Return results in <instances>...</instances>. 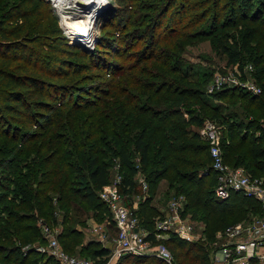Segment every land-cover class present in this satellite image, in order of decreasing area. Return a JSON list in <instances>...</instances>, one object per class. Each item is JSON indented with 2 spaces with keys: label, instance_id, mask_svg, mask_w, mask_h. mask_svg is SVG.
Here are the masks:
<instances>
[{
  "label": "trees",
  "instance_id": "trees-1",
  "mask_svg": "<svg viewBox=\"0 0 264 264\" xmlns=\"http://www.w3.org/2000/svg\"><path fill=\"white\" fill-rule=\"evenodd\" d=\"M177 1L162 0V4L165 5L153 7L155 9L153 14H151L152 4L149 3L146 6L147 13H137L134 22H129L140 26L136 31L133 30V40L137 38L138 42L144 41V48L142 47L134 54L128 53L127 61L129 63H119L118 61L115 63L105 56L101 57L98 49L94 51L80 50L75 44H70L64 38L54 37L57 43L56 49L53 48V50L59 54L77 55V58L88 62L84 68V64L74 62L65 55H59L52 62L47 63L42 60L41 53L36 50V45L39 48L50 47L49 38L51 36L48 34L55 32V25H51V20L48 22V26L45 23L47 16L41 9L44 8L47 15L52 14L51 18L57 21L58 18L49 1L0 0V264H59L54 257L48 256L45 252L33 248L25 252L22 249L26 243L44 242L34 211H37L40 216L45 217L44 219L53 225L62 222L64 229L61 230L58 237L64 248L71 252L72 238L79 234L74 227L68 228L73 211L78 210V206L75 207L71 196L80 194V199L88 205H93L98 196L97 191L108 184L109 164L102 158V150L99 145H93L87 151L81 146L75 145L74 143H77L81 138L78 129H76V133L74 131L73 140H67L68 134L61 138L58 136L45 137L44 134L47 129L55 125L56 116L62 113L61 108L65 105L64 100L68 86L65 81L68 78L69 81L73 80L78 76V72L85 70L106 68L112 71L106 72L113 79L109 81L108 89H104L101 85L97 90L101 95L89 101L90 106L92 105L95 109L92 111L93 116L97 118L90 125L91 129H95L94 136L99 132L96 129L98 122L101 125L104 123L108 125L112 123L113 117H119L116 113L118 110L113 109L114 104L120 106L121 103L125 105L137 100V95H139L137 86H142L143 92L149 94V101L158 102L163 95L176 97L175 102L178 105L166 106L162 109V113H160V109L145 107L143 112L151 113L155 118L157 115L163 114L160 120L164 123L153 125V132L150 134V124L145 122L140 124V130L133 135L134 150L139 155L141 169L145 173L150 188L164 175L172 173L173 178H170V181L177 185L179 192L184 193L186 197L189 196V193L196 194L197 206L209 204L215 214L245 207V205L239 206L241 205L239 203H242L244 199L256 201L261 206L260 202L244 196L240 192L232 191L226 199L217 197L215 193L216 174L214 172H210L209 175L201 173L203 169L209 168L208 165L211 161L209 145L198 131H194L188 126L201 127L204 124V116L188 110V117H185L184 111L181 109V104L187 101V97H200V92L191 89L194 88L193 83L188 81L184 63L177 59L174 52L179 46V39L201 35L200 27L194 29L196 24L208 16L210 19L211 14H213L212 18L215 22L220 19L223 10L220 6L222 0H192V2L191 0H180L178 14L185 15L188 11H194L196 14L200 12L199 15L192 17L186 24H183L184 21L179 25L168 24L165 26L166 31H163V20L168 11L177 4ZM211 1L214 2L212 10L209 8ZM258 3L250 15L248 10L255 5V0H228L223 3V6L241 18L251 21L262 18L261 21L264 24V0H258ZM129 23L128 25H130ZM243 25L244 28H240L237 34L228 35L229 43L221 45L222 51L226 55L227 63L229 65L237 64L242 73L247 62H252L251 64L255 68L256 82L262 91L261 95H251L250 93L249 97L243 96V98L247 103H260L261 106H264V100L261 99L264 96V58L263 54L257 53L253 46L259 35L258 26L250 23ZM191 28L194 31L187 32ZM198 30L200 34L196 32ZM162 42L167 44V47L163 46L162 51L158 52V49L162 48H158ZM133 46L132 44L130 48L133 49ZM259 49H264V46H260ZM150 59L156 60V64L161 65L167 72L164 73L157 69L158 72L154 73L149 67L151 65H142L139 69L140 74L133 75L134 68L145 64ZM71 74L73 76L69 77ZM174 74H179L178 81L170 78ZM155 77H161L160 81H157L158 83L153 81ZM118 78L121 79L118 80ZM240 90L238 87H232L221 94L216 93V96H231L239 94ZM200 100L202 101V98ZM78 104L80 103L74 102L69 115L75 114L83 108ZM201 106L205 114L221 118L223 122L227 123L225 115L220 111V105H209L206 101H202ZM82 122L84 121L82 120ZM228 125L233 133V124L228 123ZM240 126H243V123L239 124L238 128L240 129L237 131L242 130ZM29 128H35V130L31 131ZM255 128L261 133L255 137L251 135L253 139L248 152L250 161L257 165L261 171L264 170V129L262 125H256ZM112 137L116 139L117 133L113 132ZM154 137H157V140L153 148ZM246 139L247 133H244L236 147L244 146ZM232 140H236L234 134ZM68 142L71 143L69 145L71 147L68 146ZM233 149L230 148L228 154L224 153L225 160L230 164H232L230 152ZM73 153L79 154L78 163L75 166V173L79 180L77 179V187L70 190V181L68 175H65L64 169L73 158ZM120 158L125 169L121 187L123 192L131 193L137 186L135 175L139 171V167L132 161L126 148L122 149ZM233 165L239 166L236 162ZM253 174L259 175V172ZM214 182V187L207 188L204 194L203 188L209 183L214 184ZM192 187H195L193 191ZM53 189L56 194L50 195L49 192ZM237 200L241 201L236 202ZM57 208L64 211L63 221L58 222ZM150 209L147 205L145 215H149ZM189 210L191 209L189 208ZM192 212L197 217L202 211L194 208ZM155 215L156 212L152 216L146 217V223L150 231L148 238L156 242ZM109 216L111 217L110 211ZM16 241L20 243L18 242V244ZM163 241L167 246L172 245L176 249L175 254L169 247L173 253L175 264H208L209 262L207 247L203 241L186 240L174 233ZM88 248L92 249L90 256L93 259L97 258L98 261L101 260L100 262L107 261L111 254V249L99 242L91 241ZM99 257L102 259H98ZM43 258L45 259L42 262ZM117 264L168 263L157 256L124 254Z\"/></svg>",
  "mask_w": 264,
  "mask_h": 264
},
{
  "label": "rangeland",
  "instance_id": "rangeland-1",
  "mask_svg": "<svg viewBox=\"0 0 264 264\" xmlns=\"http://www.w3.org/2000/svg\"><path fill=\"white\" fill-rule=\"evenodd\" d=\"M52 1L54 3V0ZM226 1L228 0H222L220 3V6L221 8H223V10L222 15L217 22H215V20L212 18L213 14H211L210 19H208V16L205 20H202L201 22L196 24V28L194 29L196 30L198 27H200L199 30L202 32L201 35H195L190 38L188 37L178 40L179 46L175 49L174 53L175 55H177V59L184 63V70L188 74V81H191L193 83L192 85L194 88L191 89H196L200 92V97H187V101L181 104V109L184 111L185 117H188L187 111L190 110L196 114L204 116V122L209 119H214L215 121H217L222 127L221 146L224 159L225 154H228V150L230 148H234L230 152V157H232V164L228 163L226 160L225 161L231 166L236 162L239 166L245 167V169L250 172L254 171L256 172V174H258L259 172V175L257 176L264 177V170L260 171V168L250 161V154L248 152L251 140L253 139L251 135H254V137L257 135L258 129L255 128V126H261L264 121V106H261L260 103H247L243 96L249 97L250 93L251 95L256 94L241 87V84L239 86L234 85L235 87L241 89L238 92L239 94H233L231 96H216V93L221 94V92L228 90L229 88L231 89L232 85L227 84L226 88H218L216 86L212 87L214 85L213 83H215L214 80L217 75L235 76L237 77V80L239 82H243L248 78L254 79L256 81V78L254 76V66L252 69L247 67V72L244 71L243 73L239 70H236L237 64L229 65L227 63V58L222 51L221 45H223L224 43H229V41H227L228 35L237 34L240 28H244V23H250L251 25L253 24L254 26H258L257 29L259 31V35L257 40L253 43V46L257 53L263 54L264 58V49H259L260 46H264V24L261 21L262 18L259 20L251 21L250 19L241 18L234 13H231L228 9L224 8L225 6H223V3H226ZM107 3L108 5L97 15L96 19L94 20L96 24L95 31L92 33V37H89L87 35V31L77 32L79 33L78 36L76 35L77 33L75 34V36L70 35L71 33L68 31V27L74 25L75 23H83H78L77 21L70 20L72 14L76 12V8L73 7L60 10L55 9L52 6L58 18L57 21L54 18H51L52 14L47 15L46 10L44 8H41L47 16V19H45V23H47V26L50 20L51 25H55L54 34H48L51 36L50 38L48 37L50 47L43 46L39 48L36 45V50L41 53L42 60H45L48 63L52 62L54 58L59 57V55H65L68 57V59L74 62L84 64V68H86V66L88 65V62L77 58V55L59 54L58 52L54 51L53 48L56 49L55 45L57 43V40L54 37L57 36L59 38H64L65 41L67 40L68 42H70V44H75L77 46V49L80 50L87 49V47H89L88 42L90 41V43L92 42L91 48H94L92 51L98 49L100 51L99 54L101 57L105 56V58L110 59L115 63L117 61L119 63H129V61H127L128 53L132 52L134 54L142 49V47L144 48V41L138 42L137 38L133 40L132 37L133 30L136 31V29H139L138 27L140 26H136L135 24L129 22H134L137 17V13H147L148 10L146 6L149 5V3L152 4L151 14H153L155 11L153 7L162 6L165 4H162V0H108ZM179 3L180 0H178L177 4L168 11L166 18H164L163 20V31H166L165 26L168 24L179 25L182 21H184L183 24H186L192 17H194L195 15H199L200 12L196 14V12L194 11H188L185 13V15L178 14ZM210 3L211 5L209 6V8H211L212 10L214 2L211 1ZM258 4V0H255V5H253L250 10H248L249 15L254 10V6H257ZM247 9H249V7H247ZM128 23L130 25H128ZM144 26L145 24L142 26V29L144 28ZM194 29L191 28L187 30V32L192 33ZM199 30L196 32L200 34ZM132 44L134 45L133 49L130 48ZM163 46L164 48H166L167 44H164L163 42L160 43L158 48H162L158 49V52H160V50L162 51ZM250 63L252 62H247V64ZM142 65H151L149 67H151L152 72L154 73L158 72V70L164 71V73L167 72L161 65L156 64V60L150 59L145 64H141L137 68H134L133 75L140 74L139 69H141ZM106 72L112 71L106 68H97L90 71L85 70L78 72V76L73 78V80L69 81L68 78L65 81L66 83H68L67 95L66 99L64 100L65 105L61 108L62 113L59 116H56L55 125L45 131V137L58 136L61 138L64 135L68 134L69 136L67 137V140H73L74 131L76 133V129H78L81 138L77 141V143H74L75 145L81 146L86 151L93 145H99L100 150H102V158L109 164L108 184H111L114 187L118 188V190L125 196V203L127 207L133 212V215L138 218L139 227L147 231L149 230L146 223V217H150L156 212V215L154 217L155 229V220H157L158 218H164L165 216L171 214V203L176 202V200L180 196H183V207H180V210L178 211L179 216L183 221L187 222V224L191 227L192 233L197 236V239L191 241H203L204 245H206L208 251L207 255L209 259L208 264H210L212 261L213 251L218 249L223 241V237H218V235L220 233H224L227 227L236 223L241 222L244 225H250L255 218L262 214V207L259 206L256 201L242 199L243 201L242 203H239L241 204L239 206L245 205V207L238 208L237 210H233L231 212L226 211L218 212L215 214V211L212 210V208L210 207L211 205L209 204H206L204 206L203 204H201L200 206H197L196 194L189 193V196H187V198L184 193L179 192V190L177 189V185L170 181V178H173L172 173L164 175L159 182H157L156 184L154 183V186L150 188L149 183L147 182V179L145 177V173L141 169L139 155L134 150L133 135L136 131L140 130V124H144L145 122L150 124V134L153 132V125L155 126L156 123H164L160 120L163 117V114H159L157 115V118H155L151 113L143 112V109L145 107L148 106V109H160L159 111L160 113H162V109L164 107L178 105L175 102L176 97L174 95H163L162 98L158 100V102L149 101V94L143 92L142 86H137V88L139 87L137 92L139 93V95L134 92L137 95V100L134 103H127L125 105L124 103H121L120 106L118 104H114L113 109L118 110L116 113H118L117 115H119V117H113L112 123L108 125L106 123L101 125V123L98 122L96 129H98L99 132L96 131L97 133L94 136L95 129H91L90 125L97 118L93 116L92 111H94L95 109L94 107H92V105L90 106L91 103H89V101L96 99L97 96L101 95L97 91L101 85L104 89H108V83L112 78H110L111 75L108 76ZM178 75L179 74H174L170 78L172 80L177 79L175 81H178ZM72 76L73 75L71 74V76L69 77ZM120 79L118 78V80ZM160 79L161 77H155L153 78V81L155 83H158L157 81H160ZM104 81H106L107 83H103ZM259 94L261 95V93ZM200 98H202V101H206V103H209V105H220V111L223 113V115H225L227 123L223 122L221 118H214L208 114H205L203 112L204 109L201 106L202 101L200 100ZM261 99L264 100V96H262ZM74 102L80 103L78 105L83 106V108H81L77 113L69 115V113L71 112V106L74 104ZM253 109H255V111H253ZM82 120L84 122H82ZM228 123L233 124V133L230 131ZM242 123L243 126H240L242 130H238V132L237 129H240L238 128V126ZM188 127L194 131H198V133L200 134L201 127L195 125H189ZM30 129L31 131L35 130V128H29V130ZM113 132L117 133L116 139L112 137ZM244 133H247V139L245 141L246 143L244 142V146L236 147L237 143L239 142L238 140H240V137H242ZM233 134L236 136V140H232ZM156 140L157 137H154L153 148L155 147ZM203 140L206 141L205 139ZM70 144L71 143H69L68 146ZM124 148L128 150L132 161H134L135 164L139 167V171L135 175L137 186L131 193L123 192V189L121 187L125 169L121 164L120 154L122 149ZM78 158L79 154L73 153V158H71L70 160L71 164L67 163V166L64 169V173L65 175H68V179L70 181V190L77 187V179L79 180L77 174L75 173V166L78 163ZM211 164L212 159L208 166L210 167ZM211 184L209 183V185L207 184L203 188L204 194L207 188L209 189L210 186L214 187L215 182L214 184ZM194 189L195 187H192V191ZM98 192L99 190L97 191L98 196L93 205H88L86 204V202L80 199V194H74L71 196V200H73L75 207L78 206V210L76 212L73 211V216L71 214L72 219L68 223V228L74 227L75 229H77L79 234L74 235L72 238V244L70 247L71 252L67 251L65 248L64 249L67 252L78 257L91 259L96 264H111L112 262L113 264H117V261L120 259V257L116 259V254L114 252V249L117 247V228L111 217L109 216V211L106 203L101 199ZM49 193L50 195L56 194L54 189ZM54 201L56 202L55 198ZM240 201L241 200H237L236 202ZM233 203L235 202L233 201ZM147 205L149 208L153 209V211H151V209L148 211L149 215H145ZM189 208L192 211H194V208H198L202 212L199 213V215L196 217L194 213L189 210ZM63 213V210L57 208L56 214L59 217L58 222L61 220L63 221ZM34 214L37 219L39 217H42L37 211H34ZM61 223L59 222L55 223L56 225H51L59 226L61 232V230L64 229L63 224ZM103 237H106V239L103 240ZM165 239L168 238L157 239L156 244L164 242L163 240ZM91 241L99 242L104 246H106L105 243H108L107 247L111 249V254L109 255L107 261L100 262L101 260L98 261L96 260L97 258L93 259L90 256V252L92 251V249L88 248V245ZM18 242L19 241H16V243ZM35 242L26 243L23 246L31 245ZM164 243L166 244V242ZM167 247H171L176 254L177 251L172 245ZM44 259L45 258L42 259V262L44 261ZM98 259H102V257H99ZM172 264L175 263L173 262ZM249 264H258V261L252 260Z\"/></svg>",
  "mask_w": 264,
  "mask_h": 264
},
{
  "label": "built area",
  "instance_id": "built-area-1",
  "mask_svg": "<svg viewBox=\"0 0 264 264\" xmlns=\"http://www.w3.org/2000/svg\"><path fill=\"white\" fill-rule=\"evenodd\" d=\"M49 2L53 6V1L50 0ZM88 43L87 50L92 51L94 49L91 48L92 42L89 41ZM247 65L244 66L246 72L247 67L253 68L251 63ZM236 70H239L238 67ZM214 81L212 87L226 88L227 84L232 85V87L241 84V87L254 94H259L262 91L260 85L250 78L239 82L235 76L217 75ZM262 128L264 129V121ZM260 133V130L257 131V135ZM200 135L208 142L212 159L210 167L203 169L201 173L203 175H209L210 172L216 174V195L221 199H226L232 191L240 192L244 196L260 202L262 207V214L255 218L250 225H244L241 222L236 223L218 235V237H223V241L220 247L213 251L210 264H249L252 260L258 261V264H264V177L253 175L243 166H231L225 161L221 146L222 127L214 119L204 122L200 128ZM98 193L106 203L111 219L117 228V247L114 249L116 259L124 254L155 255L165 262L173 263V254L166 244L164 242L156 244L153 239L148 238L150 232L139 227L138 218L127 207L125 196L118 188L106 184ZM183 199L184 197L180 196L176 202L171 203V214L155 220L156 240L170 238L172 233L190 241L197 239V236L192 233L191 227L179 216L178 211L180 207H183ZM37 225L44 242L37 241L31 245L23 246V251L26 252L33 248L45 252L48 256L54 257L59 264H96L91 259L78 257L64 249L58 237L60 234L59 226L51 225L43 217L38 218ZM103 238V240L106 239V237ZM107 244L105 243L106 247Z\"/></svg>",
  "mask_w": 264,
  "mask_h": 264
},
{
  "label": "bare ground",
  "instance_id": "bare-ground-1",
  "mask_svg": "<svg viewBox=\"0 0 264 264\" xmlns=\"http://www.w3.org/2000/svg\"><path fill=\"white\" fill-rule=\"evenodd\" d=\"M108 0H54L53 7L55 9L76 8V12L72 14L70 20L77 21V24L68 27L71 36H75L77 32L87 31V35L92 37L95 31L94 21L97 15L108 5ZM67 5V6H66ZM77 36L79 33L76 34Z\"/></svg>",
  "mask_w": 264,
  "mask_h": 264
},
{
  "label": "crops",
  "instance_id": "crops-1",
  "mask_svg": "<svg viewBox=\"0 0 264 264\" xmlns=\"http://www.w3.org/2000/svg\"><path fill=\"white\" fill-rule=\"evenodd\" d=\"M113 263V262H112Z\"/></svg>",
  "mask_w": 264,
  "mask_h": 264
}]
</instances>
